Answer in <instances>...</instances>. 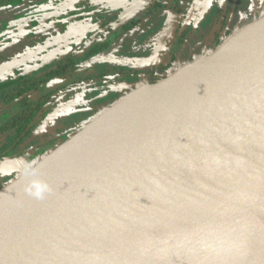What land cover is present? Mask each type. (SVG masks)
<instances>
[{
	"label": "water",
	"instance_id": "1",
	"mask_svg": "<svg viewBox=\"0 0 264 264\" xmlns=\"http://www.w3.org/2000/svg\"><path fill=\"white\" fill-rule=\"evenodd\" d=\"M145 89L170 93L134 105L57 179L0 213V264H190L202 247L187 240L223 232L256 239L264 264V15L100 111L0 192Z\"/></svg>",
	"mask_w": 264,
	"mask_h": 264
},
{
	"label": "flooded vegetation",
	"instance_id": "2",
	"mask_svg": "<svg viewBox=\"0 0 264 264\" xmlns=\"http://www.w3.org/2000/svg\"><path fill=\"white\" fill-rule=\"evenodd\" d=\"M43 1L0 0V166L8 162L12 164L20 162L25 167L33 163L37 156L65 142L78 130L67 135L60 132L48 137L43 135L42 140L37 141L34 135L36 126L43 122L49 111L59 108V99L63 95L89 85L92 81L90 78L92 72L101 71L97 76L98 79L107 80L108 77L104 76L107 69H116L120 64L123 67L129 63L125 60L128 53L120 51L122 47L118 49L119 56L123 57L122 60L117 59L113 54L122 35L130 31L129 25L123 22L125 15L130 13L125 10L127 6L119 11L122 6H119V3L115 4V0H49L47 5H42ZM141 1L143 4L148 0ZM136 2L133 3L134 6L138 4L137 0ZM184 3L186 4L187 0H155L153 4L155 11L166 13L165 20L176 22L173 34L178 42L190 32L189 26L195 19L198 7L205 4L211 5L207 20L211 22L214 30L210 35V49L215 48L214 43L222 42L239 23H243L234 22L237 18L233 19L237 14L235 9L238 1H234L232 8H228L224 0L223 2L222 0H190L186 8ZM170 15H173L174 19ZM249 15V19L253 20L263 13ZM73 21L82 23L93 21L92 26L98 23L99 28L94 34L87 33L86 36H76L65 41L50 39L53 46L35 54L33 49L42 43H45V46L49 44L44 40L37 41L32 34L41 35L47 28L60 26L62 28L59 34L62 36L68 25L65 23ZM142 21L135 27L140 25L143 30L145 25ZM37 23L41 25L37 26ZM229 27L230 31L227 29ZM20 32L24 37L19 38ZM152 34L151 32V36ZM54 37L56 39L58 35ZM39 38L43 39L45 36ZM65 43L71 45L63 48L52 64L40 70L36 69L35 65L39 64L37 58ZM149 43H151L150 49L153 50L154 43ZM72 57L80 59L77 60L76 67L56 74L58 67L68 63ZM173 62L174 60L167 59L164 65H157L152 71L135 74L123 73L119 70L114 73V78L129 79L140 75L148 78L153 84L160 81L159 72L167 67L170 68ZM37 76L41 77L39 81ZM2 174L4 172L0 170V179ZM15 178L16 176L13 177Z\"/></svg>",
	"mask_w": 264,
	"mask_h": 264
},
{
	"label": "rangeland",
	"instance_id": "3",
	"mask_svg": "<svg viewBox=\"0 0 264 264\" xmlns=\"http://www.w3.org/2000/svg\"><path fill=\"white\" fill-rule=\"evenodd\" d=\"M137 1L138 4L134 6L133 3H137L136 0H115V4L119 3V6H122L119 11L127 6L125 10L130 12L125 15L123 21L129 25L130 31L122 35V40L120 39L113 54H115L117 59L122 60L123 57L119 56L120 52L118 51L119 47H122L123 50L121 49L120 51L122 53H128L126 55L129 57L125 56V60L129 61V63L125 64L123 67L120 64L116 69H107L105 71L106 75H104L108 77L107 80L98 79L97 76L101 74V71L92 72L90 74L92 81L89 82V85L87 84L86 87L63 95L61 99H59V108L54 111H49L43 122L36 126L34 135L37 141L42 140L43 135L44 137H48L55 132L66 135L73 133L79 130L89 119L91 120L100 111L111 106V104L120 98L129 95L143 85L151 84L148 78L141 77L140 75H137V77L134 76V78L130 77L129 79L121 77L114 78L115 72L120 70L123 73L132 72L135 74L141 71H152L157 65H164L163 63H166L167 59L174 60L170 68L167 67L162 72H159L160 79H162L165 78L169 72L192 63L215 49H210V35L214 30L211 22L207 20L211 5L205 4V6L198 7L195 19H193V23L189 26L190 32L187 33L182 41L178 42L173 34L176 22L170 19L165 20L167 16L164 11L157 12L154 10L153 4L155 0H148L147 2H143V4L141 0ZM234 1H238L237 8L235 9L237 10V14L233 18L234 20L237 18V20L234 22L239 21L243 23H239V25L233 28L229 35L256 20L255 18L250 20L249 14L263 13L264 15V0H224L225 3L227 2L228 8H232ZM48 2L49 0H44L41 4L47 5ZM211 3L213 4V2ZM38 9H40V7H38ZM256 10H258V12H256ZM263 15H258L259 17H257V19ZM170 16L174 19L173 15ZM141 21L144 22L143 24L145 25L143 30L139 27L140 25L135 27V25L141 23ZM92 23L93 21L91 23L74 21L65 23L68 25L65 28V34L62 36L59 34L62 28L60 26L47 28L41 35L35 36L31 33L32 37L37 41L44 40V42L47 41V44H49V46H45V43H42L33 50L35 54L47 50L49 47L53 46V44H51L52 39L56 41H65L76 36H86L87 33L94 34L99 28V24L97 23L95 26H92ZM161 23H164L165 26H161ZM38 25L41 24L37 23V26ZM155 28H158V30ZM227 29L230 31V27ZM151 32L153 33L152 36ZM56 34L58 37L55 39L54 35ZM229 35H227L226 38L229 37ZM40 36H45V38L41 39L39 38ZM21 37H24V35L20 32L19 38ZM149 42L154 43L155 48L153 50L150 49L151 43ZM70 49L72 48L70 47ZM107 66L108 65H106V67ZM32 164L33 163L24 167L20 162L17 164L8 162L0 166V170L4 172L0 179V188L13 180L14 176L27 171Z\"/></svg>",
	"mask_w": 264,
	"mask_h": 264
},
{
	"label": "bare ground",
	"instance_id": "4",
	"mask_svg": "<svg viewBox=\"0 0 264 264\" xmlns=\"http://www.w3.org/2000/svg\"><path fill=\"white\" fill-rule=\"evenodd\" d=\"M169 93V89H145L110 108L78 135L34 165L32 171L0 192V213L24 203L57 179L80 157V152L91 148L100 137L110 133L116 123L129 119L134 105L141 106L155 98L163 99ZM200 246L202 248L198 251L197 259H192L190 264H263L259 242L254 238L223 232L199 233L187 240L186 248Z\"/></svg>",
	"mask_w": 264,
	"mask_h": 264
},
{
	"label": "trees",
	"instance_id": "5",
	"mask_svg": "<svg viewBox=\"0 0 264 264\" xmlns=\"http://www.w3.org/2000/svg\"><path fill=\"white\" fill-rule=\"evenodd\" d=\"M190 2V0H187V3L185 4L184 3V7L185 6H187V4ZM183 7V8H184ZM186 8V7H185ZM255 19L257 20V18L255 17ZM221 43V42H220ZM220 43H214V47L216 48V46H218V45H220ZM79 58H75V57H72L71 59H69L68 61V63H66V64H62V65H60V67H58V70H56V74L58 73H61V72H67V71H70V69H71V67L72 68H74V67H76V62H77V60H78ZM80 60V59H79ZM41 79V77H38L37 76V81H39ZM159 81V80H158ZM157 81V82H158ZM156 83V82H155ZM154 84V83H153ZM47 152H49V151H47ZM47 152H44L43 154H41V155H39V156H37L36 157V159L35 160H37L38 158H40L42 155H44L45 153H47Z\"/></svg>",
	"mask_w": 264,
	"mask_h": 264
}]
</instances>
